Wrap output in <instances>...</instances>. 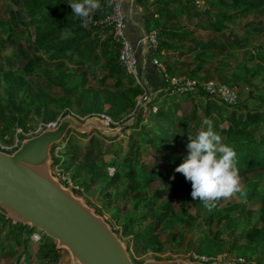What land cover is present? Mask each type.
I'll list each match as a JSON object with an SVG mask.
<instances>
[{"label": "trees", "instance_id": "trees-1", "mask_svg": "<svg viewBox=\"0 0 264 264\" xmlns=\"http://www.w3.org/2000/svg\"><path fill=\"white\" fill-rule=\"evenodd\" d=\"M10 1L23 14L26 24L16 32L10 25L11 30L6 31L8 36L0 45V61L8 55L7 49L8 53L13 51L6 62L1 61L6 68L0 65L1 138L11 134L12 122L27 131L32 113L40 116L44 124L70 112L82 118L104 116L118 125L135 115L144 90L121 66L120 45L112 28L97 26L112 14L106 0H99L101 9L91 13L87 25L73 14L69 0ZM204 1L205 7L197 6V0H154L153 11L145 15L147 33L153 30L158 33L159 48L154 56L170 70L178 68L180 62H192L194 69L218 71L228 78V83L243 85L236 104L226 105L219 97L208 95L199 84L193 90L179 93L160 74L162 91L141 111L125 144L118 143L123 133L108 139L97 132L80 135L70 131L59 156L54 153L56 146L52 147L51 158L55 167L65 171L73 159L79 160L83 165L76 169L73 180L84 171L94 183L106 182L104 190L122 179L132 185V193L149 188L155 181L163 186H179L183 202L203 211L202 223L206 228L195 239V230L201 226L197 222L200 213L187 214L182 227L184 216L177 212L174 198L152 195L144 202L141 213L130 214L122 224L123 233L132 235L135 250H148L156 244L162 249L161 243L173 242V247L183 246L185 254L214 258L228 245L230 252L237 251L242 257L256 256L264 264V226L247 228L244 218L232 217L233 213L241 217L249 210L248 204L220 207V199L209 210L202 201L192 199L191 182L175 171L187 158L188 132L196 135L206 130L203 120L209 118L222 142L234 148L240 174H264V0ZM65 29L71 35L61 39ZM174 52L178 59L172 56ZM193 56L201 58L193 61ZM15 58L22 59L21 63L29 59L19 71L10 63ZM33 75L44 79L53 92L31 88L28 78ZM187 76L193 78L194 73ZM43 98L47 100L45 109L40 106ZM182 103L186 106L180 114ZM147 148L154 156L164 153L162 167H146L142 163L140 156ZM98 169H111L113 175L102 174ZM259 187L256 182L248 183L246 194L249 202L254 199L252 205L259 204L264 212V190ZM221 212L229 219L225 229L231 239L227 242L221 230L212 232ZM145 221L140 229L133 230ZM166 233L170 237L159 242ZM33 234L35 230L10 225L0 216V259L15 257L13 264H32L36 258L40 264H59L61 250L44 234L36 254L31 253ZM50 245L53 248L47 249Z\"/></svg>", "mask_w": 264, "mask_h": 264}, {"label": "rangeland", "instance_id": "rangeland-1", "mask_svg": "<svg viewBox=\"0 0 264 264\" xmlns=\"http://www.w3.org/2000/svg\"><path fill=\"white\" fill-rule=\"evenodd\" d=\"M207 1V0H206ZM198 5L197 6H206V2L204 0H197ZM13 7V11L11 8ZM26 22L24 20L23 14L13 6L12 2L10 0H0V45L5 42L7 38V32L8 30H11L10 27L12 28L13 31H19L23 30ZM13 25V26H10ZM10 26V27H9ZM8 50H6L5 54L7 55L4 57L1 61L6 62V58H9L12 54L13 51H10L8 53ZM196 54V53H195ZM194 54V55H195ZM39 57L36 56V58ZM30 58V57H29ZM28 58V59H29ZM201 56L199 57H194L193 56V61L199 60ZM25 60L23 63L22 59H11L10 63L20 71L22 67L26 64L28 61ZM0 61V65L6 68L5 64ZM185 62V63H183ZM182 63L180 62V66L178 68H173L172 70H165L164 73L168 76L170 80H176V83H184V82H192L194 81L197 85H202L204 88L208 84H225L229 88H232L234 92H236V96L241 92V88L243 85H233L227 82L228 78H225L222 76V74L218 71H213L210 69H202L200 68H195L192 65V62H187L183 61ZM23 65V66H22ZM163 69V68H162ZM194 69V70H193ZM193 70V72H192ZM187 71H189L191 74L194 73V77L191 78L187 75ZM185 73V74H183ZM29 83L31 84V88H33L36 91H45L46 93H51L53 92L50 90L45 84L44 79L37 77L36 75L30 76L28 78ZM90 83L92 82L91 79H89ZM227 83V84H226ZM247 88V87H246ZM216 97V96H215ZM157 98V96L154 97L153 101ZM161 101V100H160ZM46 102L44 98L40 102L41 108L43 107L44 109L46 108ZM182 107L179 109V113L182 114L184 112L186 103H182ZM148 107V106H147ZM146 106L144 107V109ZM147 109V108H146ZM70 114L74 115L72 112ZM81 119H86L88 117H80L76 116ZM134 117V116H133ZM132 117V118H133ZM126 120L124 122H130L131 119ZM61 118L58 117L54 120V122H57ZM56 120V121H55ZM122 122V123H124ZM152 123V122H151ZM121 124V123H120ZM29 129L27 131H23L19 126H17L14 122L11 123V134H5L3 137H0V145L4 146H14L15 144L20 145L21 141L26 138H30L33 136H36L38 133H40L42 130L45 129V126L48 124H44L41 121V117L34 115H30L28 124ZM118 124L114 123V125L110 124V126H116ZM130 129L126 130L118 140V143L123 141V144H125V140L127 137L130 135ZM73 134V133H72ZM70 134V135H72ZM94 133H89V135H92ZM96 137L95 135H93ZM68 135L66 138L59 144L56 145V148L54 150V153L56 156H59L61 148L65 145V141L67 140ZM71 137V136H70ZM69 138V137H68ZM105 146H102V149L104 150ZM164 153L160 154H153V151L150 148H147L144 153L140 156V159L142 163L146 167L150 166H163L161 163V156H163ZM61 159H63V156H60ZM130 159L131 156H128ZM112 160V157H111ZM114 160V158H113ZM53 161V160H52ZM72 165L69 168V170L65 171V168H58L53 165V162L51 163V172L55 178H57L65 187L69 188L72 190L78 197H80L89 207H91L95 213L98 215L102 216L107 223L110 225V227L113 229V231H116L118 234L117 236L119 239L124 243L126 247L129 248V258L133 262V264H142L145 261H150V260H155L160 259V261H181L184 264H262L259 263L257 260L256 256H250V257H242L241 255H238L237 251L230 252L228 250V245L224 246L223 251L221 254L214 258H207L204 256L198 257L194 254H185L184 247L182 246L181 248H176L173 247V242L167 243H161L162 244V249L159 244L151 246V249L148 250H139V249H134L132 245V239H131V234H124L123 233V223L126 221V218L130 214H133V216L141 213L143 211V204L146 201L147 198L151 197L152 195L154 197H158L161 199H169L170 197L174 198L175 206L177 212L182 214L184 218L182 219V227L184 226L183 220L185 219L187 214H195V212L198 214L200 213L198 217L197 222H201V226L195 230L194 238L196 239L198 236L201 235V230L206 228L205 224L202 223V220L204 218L203 216V211L198 209V208H191L188 204H185L182 200L183 193L181 191V187L179 186H163L161 182L155 181L151 183V186L149 188L142 189L137 192L132 193V185L125 181L121 180V182H117L115 185H112L108 189H103L106 182H99V183H94L92 180H90V176L82 171L80 173V178H77V180H73L74 177H72L76 171L77 168L82 167L83 163L80 162L79 160H72ZM98 162V161H97ZM99 172L102 174L106 173L109 176L113 175V171L109 169V171H102L98 169ZM241 177V187L242 189L246 190V186L250 182H256L259 184V190L263 191L264 190V174L257 172V173H252L250 175L244 176L240 174ZM184 198V197H183ZM253 200L249 202V197H247V194L245 196H241L239 193L234 195L230 199H221V205L220 207L223 206H229L233 203H245L248 204L249 210L245 212L241 217L238 216L239 213H233L232 217H238V218H244V223L247 228H254L256 225V228L259 229L260 227L264 226V212L260 211V206L259 204L252 205ZM221 210V208H220ZM189 212V213H188ZM217 219L219 222L213 225V233H216L218 230H221L222 237L226 240L231 239V237L227 236V230L225 229L229 225V219L224 216V214L218 213ZM150 221V219H149ZM147 221L139 223L137 226L134 227L133 230L140 229L143 224H146ZM11 225V222H10ZM29 228V227H28ZM236 235L238 233H235ZM38 236L39 240L37 242H33V248H31V253L37 252L39 249V243L41 242V236L42 233L37 232L36 234H33L32 236ZM31 236V238H32ZM170 237V234L166 233L165 235L162 234L160 237L159 242H163L166 238ZM54 245H50L46 247L47 249L53 248ZM56 246V243H55ZM139 247V246H138ZM192 258V259H191ZM15 257L11 260V257H6L5 259L2 258L0 259V264H13ZM32 264H40V260L34 258ZM59 264H71V258L69 256V253L66 250L61 249V257L59 259Z\"/></svg>", "mask_w": 264, "mask_h": 264}, {"label": "water", "instance_id": "water-1", "mask_svg": "<svg viewBox=\"0 0 264 264\" xmlns=\"http://www.w3.org/2000/svg\"><path fill=\"white\" fill-rule=\"evenodd\" d=\"M154 97L148 92L147 101L130 122L113 127L100 116L83 120L67 114L55 128H45L36 136L23 139L13 152L0 151V216L12 225L44 234L56 243L57 250L69 253L71 264H133L127 247L107 221L53 176L51 150L70 131L117 138L137 123L141 111ZM142 264L184 263L150 260Z\"/></svg>", "mask_w": 264, "mask_h": 264}, {"label": "clouds", "instance_id": "clouds-1", "mask_svg": "<svg viewBox=\"0 0 264 264\" xmlns=\"http://www.w3.org/2000/svg\"><path fill=\"white\" fill-rule=\"evenodd\" d=\"M73 14L81 19L83 25L91 22L94 10H100L99 0H69ZM71 35L67 29L61 32V39ZM206 130L196 135L188 132L187 158L175 171L182 173L191 182V196L200 200L209 210L216 206L215 201L230 199L237 193L246 195L241 187L237 154L232 146L222 142V137L214 130L213 121L203 120Z\"/></svg>", "mask_w": 264, "mask_h": 264}, {"label": "built area", "instance_id": "built-area-1", "mask_svg": "<svg viewBox=\"0 0 264 264\" xmlns=\"http://www.w3.org/2000/svg\"><path fill=\"white\" fill-rule=\"evenodd\" d=\"M106 1L111 6L112 14L104 21L97 23V26L112 28L115 38L120 45L119 62L121 66L129 74L133 76L136 84H138L144 90L143 95L139 97V101H138V106H141L143 103L147 101L148 92L140 79L137 58L126 36L125 17L122 12L123 0H106ZM157 35H158L157 30H153L150 33H148L147 36L145 37V42L148 46L149 55H150V64L154 66L157 69L158 73L163 75L164 78H166L171 83L173 88H176V90L179 93H184V92H187L189 90H193L194 88H196L197 84L194 81L176 83V80L175 81L170 80L168 76L164 73V68L154 56V54L157 53V50L159 48L158 41H157ZM205 90L208 93V95L219 97L222 100V102L225 103L226 105L232 106V105H235L237 102L236 92H234L232 88H229L225 84H212L211 83L205 87ZM154 111L155 109H152V112ZM100 117L108 125L110 124L114 125V123H112L109 118L104 117V116H100ZM56 125H57V122H52L46 125L45 128L53 129L56 127ZM17 148H18L17 144L11 147L0 145V151L5 152V153H11ZM31 240L33 242H37L39 240V237L34 235L32 236Z\"/></svg>", "mask_w": 264, "mask_h": 264}, {"label": "crops", "instance_id": "crops-1", "mask_svg": "<svg viewBox=\"0 0 264 264\" xmlns=\"http://www.w3.org/2000/svg\"><path fill=\"white\" fill-rule=\"evenodd\" d=\"M153 3L154 0H123L122 12L125 17L126 36L137 58L140 79L149 93L158 96L162 91L161 77L157 69L150 64L149 50L145 42V37L148 34L145 18L149 12L153 11ZM172 56L176 58L177 52H174ZM160 64L165 70H170L162 63Z\"/></svg>", "mask_w": 264, "mask_h": 264}]
</instances>
